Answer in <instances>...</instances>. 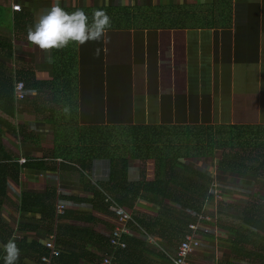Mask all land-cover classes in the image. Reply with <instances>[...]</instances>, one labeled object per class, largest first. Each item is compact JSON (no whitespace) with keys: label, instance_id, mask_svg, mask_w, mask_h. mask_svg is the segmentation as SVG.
<instances>
[{"label":"crops","instance_id":"0c3cea01","mask_svg":"<svg viewBox=\"0 0 264 264\" xmlns=\"http://www.w3.org/2000/svg\"><path fill=\"white\" fill-rule=\"evenodd\" d=\"M57 2L67 11L82 9L89 18L103 8L110 26L99 40L40 49L27 40V28ZM12 3L21 9L12 10ZM17 78L30 93L26 99L15 100L9 88ZM0 119V158L20 164L17 176L0 181V223L6 230H0V239L43 244L51 220L20 208L23 194L31 192L37 197L27 205L38 203L46 213L59 201L73 209L55 213L52 224L88 230L74 239V252L81 254L74 264H96L99 259L91 254H102L105 244L98 239L109 227L91 191L94 182L106 188L110 157L93 155L84 168L76 159L89 155L78 144L93 141L90 126L112 125L119 133L132 125L159 132L197 124L264 128V0H0ZM213 157L186 159L213 174L222 195L210 200L216 217L203 223L209 231L187 259L264 264V231L250 223L258 215L252 208L264 214V169L237 165L228 172ZM154 170L152 158H133L127 182L153 180ZM139 191L137 215L171 221L160 214L179 203ZM170 236L156 228L140 233L138 241L128 240L129 257L119 258V264H169L178 243ZM24 261L39 264L34 258Z\"/></svg>","mask_w":264,"mask_h":264},{"label":"trees","instance_id":"16d2710c","mask_svg":"<svg viewBox=\"0 0 264 264\" xmlns=\"http://www.w3.org/2000/svg\"><path fill=\"white\" fill-rule=\"evenodd\" d=\"M125 13L128 14L129 12L125 11ZM128 16L129 15H126L125 17ZM12 87L13 86L9 87L11 91ZM0 122L3 123L4 121L0 119ZM220 127L219 125L212 124L177 125L162 128L160 132L150 131L147 127L137 129L138 126L136 125L124 127L121 129V135L124 137L125 141L121 142L116 148L114 147V153L111 156L110 152L113 144L109 142V131L112 128L90 126L89 129L92 131L93 141H87L82 146L78 144L79 150H81V147L84 150L87 149L89 158L82 157V159L80 157L77 158L76 161L86 168L93 155L101 153L104 156L108 154L110 157L111 169L109 180L105 183L106 188L94 182L92 185L94 188L91 191L92 201L96 204L95 208L100 209L107 215L108 221L106 224H108L109 230L116 223L114 220V212L110 209L109 205H123L134 213L135 195L140 194L139 190H143L144 193L149 192L156 201H162L159 198L163 200L168 199L169 201H175L176 204L179 203V207L172 205L170 206V210L169 208L166 209L167 214L171 217V221L170 219L163 221L161 219L158 220V218L156 220L145 217L142 218L140 215H137V213L133 214V218L143 227L144 231L156 228V230L165 232L168 236L171 235L172 237L170 236V238L178 242L183 236L188 222L191 221L189 213H205V208L207 209L210 206V203L206 201L210 202V200H214L210 199L212 198L210 193H213L214 190L211 184V182L214 181V175L204 170H198V167L194 168L190 166L189 161L186 160L188 157H197L199 154L211 155V157H213L215 151H219L220 154L213 158H215V161L218 159V168L220 170L228 172L236 171L237 165L240 167L243 166V168H249L253 165L255 171L264 169V128H260V126L252 127L231 124L222 126V128L225 129L222 131L219 129ZM233 144H236V146L238 145L240 148H243V146H251L253 150L246 153L237 150L235 153H225V145L232 146ZM190 150H194V153H196L188 155ZM180 156H184V160H181ZM133 158L141 160L144 158L153 159L155 164L153 180H147L143 177L138 181L127 182L128 176L126 169ZM9 160L10 159L7 158H0V175H3L0 177V181L5 179L4 177L6 175L15 177L19 173L20 164ZM171 183L177 184L179 189L175 190L177 187L173 189V186L170 185ZM104 189H106L110 195H107ZM35 197H37L36 194L25 192L21 199L20 208L38 212L43 219L48 218L51 220L49 231L55 232V242L60 248V253L52 258L51 264H74L75 260L81 256L80 253L74 252V239L83 238L84 236H81L79 233L82 232L84 235L88 230L85 228L80 229L73 225H65V228L62 227L61 229L58 223L54 226L52 223L55 213L57 214L56 206L55 208L50 207L48 213H46L44 208L38 205V203L34 207L27 205V203ZM26 200L28 201L26 202ZM218 200H221V198ZM64 204L66 206L65 210L60 215H65L66 212H73V209L68 204ZM186 210L189 211V213L186 212ZM251 211L258 213V215L256 219H250V223L252 222L255 227L264 231V214H262V208H252ZM204 222L208 223V221L205 220ZM1 227L5 228L2 222L0 223V228ZM135 227L136 229L138 228L137 226ZM2 228L0 230H2ZM136 229L134 228L135 234L133 236L125 237L127 247H117L114 251L112 257L114 264H119V258L129 257L128 250L131 248V244H128V240L138 241L136 239V236H138ZM109 230L106 235L100 234L98 239L105 244L104 250H101L102 254H91L92 258L99 259L96 260V264H100L102 259L110 254L111 248L108 243ZM137 230L139 231V229ZM167 231H173L174 233ZM2 232L6 234L5 229L2 230ZM198 232L200 233L199 230ZM204 233L205 232L202 231V234ZM2 237L4 238V241L0 239L2 243L8 240L5 235H2ZM16 242L20 249L17 264H27L24 261V258L27 257L39 261L40 256L48 252L44 245L38 241L28 242L24 238H21L18 241L16 240ZM0 256H2V247H0ZM0 264H2V261H0Z\"/></svg>","mask_w":264,"mask_h":264},{"label":"clouds","instance_id":"9594fccd","mask_svg":"<svg viewBox=\"0 0 264 264\" xmlns=\"http://www.w3.org/2000/svg\"><path fill=\"white\" fill-rule=\"evenodd\" d=\"M109 26L110 17L103 8L93 10L89 18L82 9L67 11L57 2L36 17L33 25L27 28L26 38L40 49L62 48L70 42L84 44L99 40ZM19 251L16 239L9 238L2 245L0 261L17 264Z\"/></svg>","mask_w":264,"mask_h":264},{"label":"built area","instance_id":"2783aa9c","mask_svg":"<svg viewBox=\"0 0 264 264\" xmlns=\"http://www.w3.org/2000/svg\"><path fill=\"white\" fill-rule=\"evenodd\" d=\"M12 10H20L19 3L11 4ZM12 92L15 100L26 99L30 93H27L26 85L23 79L17 78L13 81ZM20 160H24L23 158ZM217 184H214L213 187H216ZM217 195V192H216ZM218 195H221L219 191ZM218 197V196H217ZM56 212H63L65 210V204L57 202L56 203ZM110 209L114 212L115 225L109 230L108 233V243L110 245V254L105 256L100 264H114L112 257L114 251L117 247L123 248L126 247V236H133L135 234L137 226L139 231L137 235L145 232L139 223L133 218L132 210L122 206V205H109ZM193 220L189 221L187 228L185 229L183 236L178 241L174 252L170 255L169 264H190L187 259L188 254L195 248H198L202 242V231H209V228L204 225V220H211V216L204 213H195L192 214ZM200 231V233L198 232ZM55 232L52 231L44 238L43 245L47 249L46 254L40 256L39 264H51L52 258L57 256L60 253L59 245L55 242Z\"/></svg>","mask_w":264,"mask_h":264},{"label":"rangeland","instance_id":"374dc122","mask_svg":"<svg viewBox=\"0 0 264 264\" xmlns=\"http://www.w3.org/2000/svg\"><path fill=\"white\" fill-rule=\"evenodd\" d=\"M112 128V129H111ZM114 128H117V127H113L112 125L109 127V129H111L109 132H110V137H109V142L110 143H112L113 145H112V148H111V152H110V155L112 156L113 155V151H114V149L117 147V146H119L120 145V143L121 142H123V141H125L124 140V137L121 135V133H119V130H116V129H114ZM220 130H222V131H224L225 129L224 128H222V126L219 128ZM223 133V132H222ZM221 133V134H222ZM76 134L77 133H75L74 132V135H75V137H78V135L76 136ZM220 134V135H221ZM115 147V148H114ZM236 150L237 151H239V152H249V151H251V150H253V147H251V146H243V148H240V147H238V145L236 146V144H233L232 146H230V145H225V153H227V154H231V153H235L236 152ZM220 154V153H219ZM108 155V154H107ZM148 162L150 163V162H152V160L150 159V160H148ZM150 166V165H149ZM209 183H210V178H209ZM217 184V182H214V181H212L211 182V184H212V186L214 185V184ZM219 187H218V185L216 186V187H214V190H213V193H210V196H212V198H210V199H220V198H222V195H218V193H219ZM104 192L107 194V195H110L109 194V192L106 190V189H104ZM216 192H217V195H216ZM218 196V197H217ZM214 197V198H213ZM206 202H208V203H210L209 201H206ZM213 203V202H212ZM135 210V209H134ZM138 211H140V209H137ZM64 212V211H63ZM63 212H59V213H57L56 215H60V214H62ZM146 212V211H145ZM205 212H207L208 213V215H214L215 216V212H216V209H215V205H214V203L213 204H211V206H209L207 209L205 208ZM134 213H135V211H134ZM133 213V214H134ZM66 215V214H65ZM160 216H163V217H165V218H167L169 215L168 214H160ZM216 217V216H215Z\"/></svg>","mask_w":264,"mask_h":264}]
</instances>
